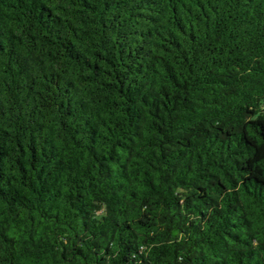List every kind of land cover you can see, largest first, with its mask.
<instances>
[{
	"label": "trees",
	"instance_id": "obj_1",
	"mask_svg": "<svg viewBox=\"0 0 264 264\" xmlns=\"http://www.w3.org/2000/svg\"><path fill=\"white\" fill-rule=\"evenodd\" d=\"M0 264H264V0H0Z\"/></svg>",
	"mask_w": 264,
	"mask_h": 264
}]
</instances>
